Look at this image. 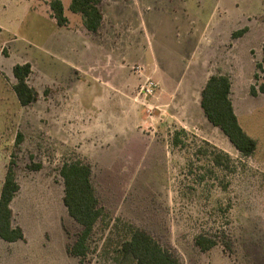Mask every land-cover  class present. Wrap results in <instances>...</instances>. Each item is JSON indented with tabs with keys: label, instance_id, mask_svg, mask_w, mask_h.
<instances>
[{
	"label": "rangeland",
	"instance_id": "1",
	"mask_svg": "<svg viewBox=\"0 0 264 264\" xmlns=\"http://www.w3.org/2000/svg\"><path fill=\"white\" fill-rule=\"evenodd\" d=\"M52 1L0 0V193L13 157L14 222L25 233L0 239V264H116L122 222L149 232L179 264H264V0H103L99 33L71 0H62L68 23L59 26ZM26 63L38 99L22 106L13 68ZM213 74L232 79L239 122L258 144L251 157L200 110ZM148 79L158 88L145 100ZM205 141L231 155L233 173L210 172L197 152ZM72 158L91 165L110 215L85 259L68 250L82 231L63 203L60 170ZM201 231L220 241L226 231L232 249L201 251Z\"/></svg>",
	"mask_w": 264,
	"mask_h": 264
},
{
	"label": "trees",
	"instance_id": "2",
	"mask_svg": "<svg viewBox=\"0 0 264 264\" xmlns=\"http://www.w3.org/2000/svg\"><path fill=\"white\" fill-rule=\"evenodd\" d=\"M102 2L103 0H71L70 10L83 16L87 30L92 33H99L104 21L101 9ZM51 9L58 25L61 27L67 25L68 17L65 14L63 1L53 0ZM244 32V30L235 32L234 37L242 36ZM260 68L264 72V43ZM32 71L30 63L16 64L13 68L14 77L17 80L13 89L22 106H28L38 99L37 90L29 84ZM232 86V79L229 75H211L201 93V107L208 121L226 135L233 147L242 156L251 157L256 152L258 144L254 138L246 133L239 122L231 97ZM252 91L256 93L254 88ZM262 91H264V87ZM21 138L22 136L19 135L18 140L21 141ZM176 142L178 143L177 139ZM204 143L207 148L200 147L197 152L209 157L212 163L210 172L214 174L215 169H221L233 173L235 164L231 155L208 141ZM183 146H186L185 142H183ZM35 168L39 170L41 165H36ZM60 172L64 181L63 203L69 215L82 226V231L76 242L68 250L73 256L85 259L90 253V241L96 226L99 222L109 218L110 215L100 204L96 194L92 180L93 170L90 164L81 159L72 158L63 164ZM196 181L198 183L205 182V175H199ZM222 183V188L227 190L228 184ZM20 190L16 162L12 157L0 193V239L8 243H14L25 238L23 228L14 222L12 207V203ZM121 226L124 234L121 235L122 238L117 249L113 251L116 255L112 260L116 264L180 263L175 252L161 244L149 232L131 222H122ZM223 232L227 239L220 241L218 236L201 231L195 236V244L203 252H208L219 244H223L227 250H231V240L226 231Z\"/></svg>",
	"mask_w": 264,
	"mask_h": 264
},
{
	"label": "built area",
	"instance_id": "3",
	"mask_svg": "<svg viewBox=\"0 0 264 264\" xmlns=\"http://www.w3.org/2000/svg\"><path fill=\"white\" fill-rule=\"evenodd\" d=\"M157 88H158V83H156L152 79H148L141 87V90L139 92V97L147 100L153 97V95L156 93Z\"/></svg>",
	"mask_w": 264,
	"mask_h": 264
},
{
	"label": "crops",
	"instance_id": "4",
	"mask_svg": "<svg viewBox=\"0 0 264 264\" xmlns=\"http://www.w3.org/2000/svg\"><path fill=\"white\" fill-rule=\"evenodd\" d=\"M65 6V5H64ZM208 79H209V77H208ZM208 79L206 80V82L208 81ZM206 82L204 83V86H205V84H206ZM204 86H203V88H204ZM203 90V89H202ZM201 93H202V91H201ZM200 110L201 111H203V109H202V107H201V94H200ZM204 113V112H203Z\"/></svg>",
	"mask_w": 264,
	"mask_h": 264
}]
</instances>
